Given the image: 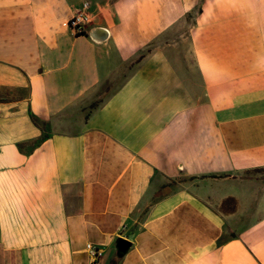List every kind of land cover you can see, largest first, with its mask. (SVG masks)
I'll return each mask as SVG.
<instances>
[{"label":"crops","instance_id":"0c3cea01","mask_svg":"<svg viewBox=\"0 0 264 264\" xmlns=\"http://www.w3.org/2000/svg\"><path fill=\"white\" fill-rule=\"evenodd\" d=\"M81 1L0 0V264H264V0Z\"/></svg>","mask_w":264,"mask_h":264},{"label":"built area","instance_id":"2783aa9c","mask_svg":"<svg viewBox=\"0 0 264 264\" xmlns=\"http://www.w3.org/2000/svg\"><path fill=\"white\" fill-rule=\"evenodd\" d=\"M89 2L82 0L80 7L67 19V25L74 34H84L85 28L91 22L88 15ZM86 248L91 252L93 260L99 255V250L89 244Z\"/></svg>","mask_w":264,"mask_h":264},{"label":"water","instance_id":"95a60500","mask_svg":"<svg viewBox=\"0 0 264 264\" xmlns=\"http://www.w3.org/2000/svg\"><path fill=\"white\" fill-rule=\"evenodd\" d=\"M86 36L93 43H102L109 37V31L103 26H92L86 30ZM129 242L123 238H116L115 240V254L117 257H121L127 251Z\"/></svg>","mask_w":264,"mask_h":264}]
</instances>
